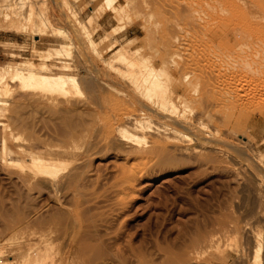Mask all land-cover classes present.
Listing matches in <instances>:
<instances>
[{
  "label": "rangeland",
  "instance_id": "obj_1",
  "mask_svg": "<svg viewBox=\"0 0 264 264\" xmlns=\"http://www.w3.org/2000/svg\"><path fill=\"white\" fill-rule=\"evenodd\" d=\"M45 1H38L37 10L39 6V12L48 10V15L45 13L44 16L52 20L50 23L54 31L51 29L50 35L40 37V40L36 37L39 40L37 47L40 53L45 54L62 43L72 41L73 47L70 53L63 56V61L74 67L71 73L79 76L80 90L69 97V101L77 106L75 110L36 105L25 97L28 92L24 93L16 84H12L13 90L2 97L5 104L0 108V136L16 153H8L0 144V262L14 258L26 264H186L187 255L198 251L202 255L196 264L260 263L259 260L254 262V257L255 252L258 253L256 246L259 238L264 241V170L257 174L253 161L263 169L264 99L254 100L250 104L251 113L255 116L254 127H249L246 132L251 140L250 146L243 144L246 139L243 140L241 136L235 140L231 138L245 145L240 156L230 151L226 158L206 149L209 151L205 152L206 156L200 153H195L196 156L182 154V157L176 155L177 160L161 156L149 165H137L127 159L128 146L110 137L121 125L124 126L120 121L121 116L140 114L136 106L129 103L136 98L127 99L133 96V91L126 80L118 75L116 77L114 73L104 77L107 72L103 65L106 64L98 58L101 59L102 55L108 59L115 54L118 48L110 51L108 42L102 39L108 30L123 26L128 20L117 37L120 40L135 38L136 42L131 48H140L141 55L150 57V63L152 60V64L161 65L159 35H148L132 18H126L123 23L116 20L106 6L96 10L99 0L92 1L88 6L85 4H89V0H69L74 12L79 11L78 16L85 21L87 31L92 32L90 34L99 44L100 49L94 51L81 34V37L77 34L79 28L76 30L71 25V15L63 4L59 0ZM250 1L246 0L248 4ZM258 2L252 9L246 6L248 10L245 11H258L256 15L263 25L264 0ZM27 5H24L25 10L20 9L21 13L26 12ZM82 6L83 9L80 8ZM3 18L0 11V20ZM130 21L132 23L129 24ZM58 29L68 31L72 39L68 40ZM188 34L182 37V41L190 47L192 40L191 44L198 37V40L202 39L199 31L191 30ZM34 38L29 30L0 28V66L14 61L41 63L31 51L36 44ZM185 38L188 40L185 41ZM260 39L256 41L260 47L253 44L254 47L248 49L246 46L247 51L253 48L264 50V34ZM150 43H154V47ZM214 43H217L214 44L217 50L225 46L222 41ZM80 45L83 50H80ZM85 53L90 54V58ZM51 58L53 62L51 59L49 65L54 71H59L56 65L61 64L56 57ZM93 60L95 64L91 63ZM103 67L105 69L102 70ZM85 70L89 76L84 74ZM89 70L96 72L93 73L96 78L91 77ZM97 74L101 78H97ZM112 86L114 89H111ZM127 88L130 90L124 91ZM124 92H127V97L123 96ZM64 99L68 100V97L62 98L66 101ZM130 109L135 112L131 113ZM195 114H191L192 117L189 114V118L195 117ZM204 122L213 127L212 123ZM164 123V120L153 116L151 130L154 128V133L158 131L157 128L162 130ZM179 128L187 140L183 141V145L195 146L197 131ZM22 146L26 151L21 149ZM46 148L69 150V156L63 158L61 170L54 177L38 171L30 163L32 152L43 150L41 155L46 156L43 154L49 152ZM258 156L262 161L257 163ZM30 176L31 179L27 180ZM209 242L213 244L211 247ZM219 251L226 252L227 258L214 259L213 255Z\"/></svg>",
  "mask_w": 264,
  "mask_h": 264
},
{
  "label": "bare ground",
  "instance_id": "obj_2",
  "mask_svg": "<svg viewBox=\"0 0 264 264\" xmlns=\"http://www.w3.org/2000/svg\"><path fill=\"white\" fill-rule=\"evenodd\" d=\"M38 1L40 0H0V11L3 12L4 16L2 19L3 22L0 20V28H15L20 31L29 30L35 37L34 40L36 41V44L32 47L31 51L34 54V57L38 61H41V63L38 62L39 64H36L37 62L14 61L7 63L5 66H0V108L5 104L2 97L9 91L13 90L12 84H16L24 93L28 92L25 97L36 105H49L56 108L63 107L74 109L77 106L69 101V97H71L72 94L79 92L81 81L79 76L71 73V70L74 69V67L64 64L65 60L63 61V56L70 53L69 50L72 49L71 47H73V43L72 41H69V43H62L58 48L54 47L53 49L48 50L45 54L39 52L37 43L40 40V37H47L50 35L52 29L50 22L52 20L50 18L48 19L49 16H44L45 13H49L48 10L46 12L44 8H40L43 9L44 12H39L38 10L40 6L37 10ZM70 1L72 2L73 0ZM92 1L96 0H89V4H85L87 3L85 1L84 4L88 6ZM99 1L96 10L102 6L103 8L106 6L111 13H113L116 20L122 22L126 18H132L133 21L136 24H139L148 35L150 33L151 36V33H155L158 34L161 39V45L159 44L161 48H159V61L161 62V65L152 64V60L150 63L148 60L150 57L147 58V56L144 57L141 55L140 48L134 50L131 48V45L136 42L135 38H127L126 40L122 39V41L117 37V35L124 29V24L128 21L127 19L123 26H114L108 30L102 39V41L104 40L105 42H108L107 48H109L110 51L115 47L118 48L112 57L104 59L101 55V59L98 58L99 60H103L102 62L106 64L103 65L106 66V69L105 67L102 68V70L105 69L107 72L104 77L107 78L114 73L116 77L118 75L126 80L133 91V96H125L127 95V92L122 94L127 97V99L135 97L136 99L132 98L129 103L130 105L133 104L134 107L136 106L140 111V114H127L121 116L122 118L119 117L121 124L123 123L124 126L121 127L122 125L120 124L121 126L118 131H115V134L110 136L112 137V140H120L123 145L128 146L126 151L127 159L132 160L135 164L139 163L146 165L148 163L149 165V163H154L153 161L161 156L175 158L176 155L182 157V154H187V156H189L188 154L195 155V153H200L201 155L206 156L205 152L208 150H213L219 153L218 155L221 154L226 156V158L229 157L230 151H233L234 154L238 153V156H240L244 152V149L249 147L251 143V140L246 133L248 132L247 129L249 127H254L255 125V116L251 113L250 104L254 100L264 99V50L253 48L252 50L247 51V48H245L248 46L249 49L253 44L255 46L258 38L260 39V36L264 34V24L262 25L260 23L256 15V12L258 11L254 12L253 10L252 12L251 10L249 12H252L251 15L246 12L248 10H246V6L252 9V7H256L259 3L258 0H251L249 4L246 0H124V3H121V0ZM58 2H61L63 7H65L71 15V19L68 16L71 25L75 26V28H77L76 30L79 28V33L77 31V34H81L82 38L89 44L90 49L92 47L94 51H97L99 44L90 34L92 32L87 31L85 21L78 16L79 11H75L76 13L74 12L75 9H72L69 0H59ZM45 3L46 1L44 2V5ZM25 4H28L27 7L25 6L27 10L26 12L21 13L20 9L23 8L25 10ZM61 6L62 5H60V7ZM47 8L48 7L45 9ZM80 8L83 9V6ZM91 11L94 10L91 9ZM94 13L97 15V12ZM15 17L20 19L17 20ZM93 18L94 16L91 21H93ZM130 23H132V21H130L129 24ZM133 25L135 24L133 23ZM62 30H59V33L62 35L64 33L63 36H66L68 40H71L72 36L68 34V31H66V34V32ZM191 30L201 32L202 39L198 40V37V39L195 40V38H189L188 36L189 39L192 38L195 40L193 44H191L193 40L191 42L189 40L190 47L186 42L182 41V37H187L185 34L187 33V35H189L188 33ZM52 31L54 30L52 29ZM60 35L57 36L60 37ZM36 37H39V40ZM146 38L148 37L146 36ZM186 39L187 38H185V41ZM102 41L100 43H102ZM216 41H222L225 45L224 48L221 50L215 49L214 42ZM80 42L82 41H79V43ZM151 44L152 43H150V45ZM153 44L151 45L152 47H154ZM221 44L219 45L221 46ZM74 47L76 48V46ZM80 47L81 50L82 46L80 45ZM258 47H260L259 44ZM88 48L89 47H87V50ZM261 54H263V56ZM81 55H83V53ZM52 56H54V58L56 57L57 62L61 64L56 65L57 69H59L57 72L53 70L51 65H49ZM87 61L90 62L89 60ZM93 62L94 60L91 61V63ZM81 66L83 67V65ZM88 72H90L91 77L96 78L93 74L96 73L95 71L91 72V70H89ZM84 74L89 76L87 70L84 71ZM97 78H101L100 74H97ZM110 87L111 86H109V88ZM113 87L114 86H112L111 89H114ZM126 90L130 89L127 88L124 91ZM67 97L68 100H62V98ZM106 103L108 104L107 101ZM89 104L91 103L89 102ZM118 104H120L119 101ZM6 105H8V103H6ZM132 112L134 113L135 111ZM189 114L190 116L191 114H195L196 116L189 118ZM151 116L164 120L165 123L163 129L161 127L162 130L156 126L155 127L158 130L157 132L155 131L156 133L153 131L154 128L151 130ZM205 120L209 122V125L212 123L213 127L210 128L211 126L209 127L207 123L204 122ZM256 126L259 125L257 124ZM158 127H160V125ZM179 127L186 129L190 128V130L193 129L194 131H197L196 133L198 137L195 138V142L197 143L195 146L191 145L192 147H190L183 145V141L187 140ZM149 133L152 134L148 135ZM240 136L244 138L243 140L246 139L243 142L246 147L242 142L236 143L234 141ZM2 137L3 136H0V144L6 148L8 153L12 155L15 154V150H13V148L10 149L11 146L8 147V143L6 144L5 138ZM231 138H234V140ZM188 140H190V138H188ZM184 143L186 145V142ZM23 147L24 146H22L21 149H23ZM171 147H173V149H170ZM206 149L208 150L205 151ZM47 150L49 152H43L46 156L41 155L43 150H41V152L39 151V153L32 152L29 156L32 161L29 160L30 163H33L34 168L36 166L39 169L38 171L54 177L58 171L61 170L60 167L62 163H64L63 158L69 156L67 155L69 150H67V152L65 149L60 148ZM207 153H209V151ZM203 156L200 157L202 158ZM185 157L186 156L183 158ZM256 161L258 163L262 161V158L258 156ZM161 162L162 161H160V163ZM162 163L165 164L164 162ZM253 165L256 169V173L258 172L257 174L264 170V167L263 169H260L261 167L258 168V166L254 164V161ZM136 175L138 176V174ZM28 179H31V176L30 178H27V180ZM260 201L262 202V200ZM259 240L258 243L256 242L258 253L255 252L256 257L257 255L259 257H257V259L254 257V262L259 260L260 263L256 262L257 264H264V241L261 238H259ZM197 241L200 242L199 240ZM215 242L216 240L214 241V244ZM211 244L212 243L209 244L210 247ZM200 255H202V253L198 251H194L193 254L187 255L188 258L186 264H196L199 261ZM213 256L214 259H223L227 258V253L219 251ZM22 261L23 260H20V262H18L17 260H14V258H11L8 262L3 261L0 263L26 264L24 261L21 263Z\"/></svg>",
  "mask_w": 264,
  "mask_h": 264
}]
</instances>
